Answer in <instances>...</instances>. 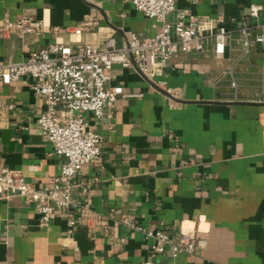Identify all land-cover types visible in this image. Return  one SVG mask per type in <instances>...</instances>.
<instances>
[{"label":"crops","instance_id":"0c3cea01","mask_svg":"<svg viewBox=\"0 0 264 264\" xmlns=\"http://www.w3.org/2000/svg\"><path fill=\"white\" fill-rule=\"evenodd\" d=\"M251 5L262 7L256 21ZM176 9L223 20L232 31L224 56L217 58L209 41L152 77L115 65L110 85L136 96L119 97L109 119L84 114L102 142L99 158L75 178L86 188L73 195L76 226L70 231L60 208L41 225L33 203L0 197V264H143L147 244L142 233L122 225L126 216L149 230L188 233L194 251L177 264H264V51L255 47L244 55L235 31L242 20L264 23V0H176ZM92 13L98 26L74 34ZM23 14L45 29L0 36V63L52 42L75 49L111 34L125 47L131 33L153 37L160 27L122 0H0V24ZM52 27L63 30L54 34ZM30 84L22 77L0 86V170H20L43 188L52 185L63 159L38 125L44 106ZM83 205L89 224L79 216ZM83 228L92 243L86 254L75 240ZM156 260L170 263V253Z\"/></svg>","mask_w":264,"mask_h":264},{"label":"built area","instance_id":"2783aa9c","mask_svg":"<svg viewBox=\"0 0 264 264\" xmlns=\"http://www.w3.org/2000/svg\"><path fill=\"white\" fill-rule=\"evenodd\" d=\"M122 1L131 4L148 19L157 20L160 23L158 32L153 37L131 33L125 47H117L112 34L104 36L97 45H81L75 49L52 42L43 49L31 51L20 61L0 63V86L22 77L31 79L30 89L42 99L44 106L38 125L53 152L63 159L52 185L43 188L28 183L20 170H0V197L19 196L25 203H33L41 225H47L56 209L60 208L65 211L70 231L76 226V218L71 211L73 195L77 191H86V188L75 184V178L84 164L99 158L102 142L84 114L91 113L96 121L109 119L119 97L136 96L125 93L120 85H110L115 65L124 68L135 65L139 72L152 77L180 54L202 52L209 41L214 44L215 56H224L225 41L232 31L224 26L223 20L177 10L176 0ZM261 11L260 5L249 7L250 17L255 21ZM98 23V18L92 13L80 21L73 32L81 35ZM44 29L41 21L23 14L13 21H3L0 36L23 38ZM50 30L56 34L63 29L52 27ZM235 31L240 35L244 55L255 47L264 51V23L242 20ZM232 85L235 86L234 81ZM4 107L0 99V112ZM79 216L83 224H89L91 216L87 206L80 207ZM121 223L128 230L143 234L149 253L143 264H177L180 255L194 251L188 233L174 236L163 230H149L137 224L132 216L124 217ZM167 253H170V263L156 260Z\"/></svg>","mask_w":264,"mask_h":264},{"label":"water","instance_id":"95a60500","mask_svg":"<svg viewBox=\"0 0 264 264\" xmlns=\"http://www.w3.org/2000/svg\"><path fill=\"white\" fill-rule=\"evenodd\" d=\"M133 65H134V63H133ZM135 66V65H134ZM136 68V67H135ZM137 69V68H136ZM138 70V69H137ZM138 72H139V70H138ZM139 73H141V72H139ZM144 77V79L148 82V83H150L151 84V81L150 80H148L145 76H143ZM183 102H185V101H183ZM233 103H235V102H228V103H226V104H233ZM37 219L38 220H40V215H38L37 216ZM39 222V221H38ZM75 240L77 241V245H78V247H79V249H80V251H81V253L82 254H86L87 253V251L91 248V246H92V243L89 241V239H88V237H87V229L86 228H83L81 231H80V233H79V235H77L76 237H75ZM0 251H2V254H3V252H4V246L3 245H0Z\"/></svg>","mask_w":264,"mask_h":264}]
</instances>
